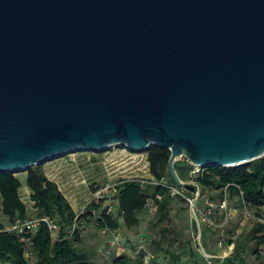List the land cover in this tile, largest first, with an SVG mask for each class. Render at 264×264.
Wrapping results in <instances>:
<instances>
[{"label": "water", "instance_id": "95a60500", "mask_svg": "<svg viewBox=\"0 0 264 264\" xmlns=\"http://www.w3.org/2000/svg\"><path fill=\"white\" fill-rule=\"evenodd\" d=\"M152 145L264 157V0H0V174Z\"/></svg>", "mask_w": 264, "mask_h": 264}, {"label": "trees", "instance_id": "16d2710c", "mask_svg": "<svg viewBox=\"0 0 264 264\" xmlns=\"http://www.w3.org/2000/svg\"><path fill=\"white\" fill-rule=\"evenodd\" d=\"M146 159L149 164V173L152 181L143 182L140 180H128L116 186V201L119 216L126 227L131 228L139 224L140 214L149 207V204L157 207V224L167 223L169 220V206L177 197L170 193V187L181 188L175 183L169 172V159L171 152L168 149L152 145L146 151ZM190 171L194 167L189 164ZM176 172L180 177V169L175 162ZM189 171V172H190ZM190 178L193 176H189ZM199 184L203 191H213L216 196L212 200L222 202L226 196L240 199L242 207L259 209L264 207V157L249 164L233 168L206 167L194 174L192 178ZM156 182V183H154ZM185 183V182H184ZM25 184L30 192V200L37 216H49L56 220L59 225V238L53 241L46 224H41L35 233H24L25 241L7 228L16 219H24L29 216L26 204L21 199L20 190ZM195 191V187H189ZM157 196H161L158 200ZM0 197L2 200V214L8 220V226L0 220V263L2 264H94L87 254L80 252L75 246L80 241L78 224L93 215V211L101 208L103 200L95 203L91 202L83 214L77 215L64 194L58 186L48 179L43 166H36L26 172L23 183L14 173L0 174ZM180 199V198H179ZM184 201L183 199H180ZM256 213L257 219L264 216ZM119 219L105 208L101 211L97 219V225L102 230H118L120 228ZM77 222V229L73 234L69 230ZM155 223V224H156ZM156 224V225H157ZM167 229L161 230V237L151 241L153 253H165L169 257L171 264H179L182 253L171 251L175 240L169 243V248L163 246V239H166ZM248 242H254L253 253L258 254L259 248L264 245V224L256 221L250 232ZM233 244V242H229ZM246 243H238L234 247L236 258L230 257L225 264H234L233 259L243 261L244 247ZM26 252L31 253L26 257ZM139 256L134 264H145V257L149 253L140 250ZM34 256L36 262L30 261ZM148 264H163L158 261V257L151 254ZM113 264H132L131 257L121 255L113 259Z\"/></svg>", "mask_w": 264, "mask_h": 264}, {"label": "rangeland", "instance_id": "374dc122", "mask_svg": "<svg viewBox=\"0 0 264 264\" xmlns=\"http://www.w3.org/2000/svg\"><path fill=\"white\" fill-rule=\"evenodd\" d=\"M176 162L181 168L179 172L181 179H184L185 183L194 182L192 178L196 169L190 171V163L185 158H180ZM42 166L48 179L58 186L77 215L81 214L91 202L103 200L99 210L93 211L92 216L78 224L80 241L75 243L79 251L87 254L94 264H111L109 255L100 250L106 244L110 245L108 240H113L116 236L121 239L123 254L131 257L132 264L138 259L141 248L158 257L160 263L171 264L168 255L163 252L155 254L152 250L151 241L155 238L159 239L162 236L161 230L165 228L168 231L166 239H163V246L169 248V243L175 240L174 245L169 249L182 253L179 264H205L202 248L208 254L223 258V262L221 259H214V264H225L228 258L237 257L234 252L237 242L246 244L243 246V261L240 262L238 258L233 259L234 264H264V245L259 248V253L255 254L252 252L255 243L248 242L250 232L258 220L256 213L263 215L264 207L259 209L242 207L237 197L227 195L226 209H222L220 208L222 202L212 200L216 193L207 191L214 207L212 220L218 226L214 230L198 228L186 202L179 198H175L169 206L167 223L157 224V211L146 207L139 216V224L131 228L126 227L119 216L117 201H115L116 186L128 180H140L145 183L152 180L145 151L132 152L124 146H114L98 153L85 151L71 153ZM16 176L24 183L26 172L16 173ZM112 188H115V191ZM20 194L28 209L29 216L26 218L37 216L36 210L32 207L30 192L25 184ZM1 205L0 197V220L8 226V220L2 214ZM108 205L113 207L114 211L111 213L113 217L119 219L118 230H102L97 225L101 211ZM30 261L34 263L36 258L32 256ZM144 262L148 264L149 260L146 262L145 259Z\"/></svg>", "mask_w": 264, "mask_h": 264}, {"label": "built area", "instance_id": "2783aa9c", "mask_svg": "<svg viewBox=\"0 0 264 264\" xmlns=\"http://www.w3.org/2000/svg\"><path fill=\"white\" fill-rule=\"evenodd\" d=\"M194 168L196 169L195 173L201 170V168L198 167ZM189 187H195V191H192L191 189H189ZM112 190L115 191V188H112ZM169 190L173 197L185 200L192 214V217L194 218V223L197 225L198 228L205 227L208 230H214L218 227L212 220L214 207L212 202L210 201V197L207 191H203L199 184H197L196 182L185 183V185L181 188L170 187ZM157 198L158 200H161V196H157ZM100 200L101 199L94 202L98 203ZM149 208H153L157 211V207L152 204H149ZM220 208L226 209V199L222 201V203L220 204ZM107 209L110 213L114 211L113 207L109 205L107 206ZM83 212L81 214H83ZM258 221L261 224H264V217L259 218ZM41 224L47 225L51 238L53 239V241H57L59 238V225L56 220L50 218L49 216H33L24 219L18 218L7 229L11 232H14L21 239V241H25L23 234L35 233ZM76 229L77 222L75 221L72 228L68 231L69 234H73ZM141 250L145 249L141 248ZM202 250V255L204 257L205 264H214V259H221L223 262V258H220V256L208 254L203 248ZM30 255L31 253L26 252V257ZM150 257V254L145 257L146 262L147 260H150Z\"/></svg>", "mask_w": 264, "mask_h": 264}, {"label": "crops", "instance_id": "0c3cea01", "mask_svg": "<svg viewBox=\"0 0 264 264\" xmlns=\"http://www.w3.org/2000/svg\"><path fill=\"white\" fill-rule=\"evenodd\" d=\"M108 243H110V245L106 244L104 248L100 251L108 254L109 262L113 264L114 258H118L123 255L124 248L122 246L121 239L119 238V236H116V238L113 240H108Z\"/></svg>", "mask_w": 264, "mask_h": 264}]
</instances>
